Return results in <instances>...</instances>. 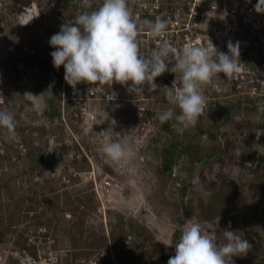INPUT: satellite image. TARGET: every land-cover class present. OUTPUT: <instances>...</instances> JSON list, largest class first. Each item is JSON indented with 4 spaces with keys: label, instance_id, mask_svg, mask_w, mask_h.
<instances>
[{
    "label": "rangeland",
    "instance_id": "374dc122",
    "mask_svg": "<svg viewBox=\"0 0 264 264\" xmlns=\"http://www.w3.org/2000/svg\"><path fill=\"white\" fill-rule=\"evenodd\" d=\"M25 15L37 17L5 25L0 45V89L20 141L13 162L15 141L0 134V264H167L192 217L218 223L217 235L230 223L248 240L251 251L235 264H264V119H256L264 100H223L218 111L208 104L178 133L158 119L172 107L163 88L135 97L104 85L93 100L85 83L74 91L64 67L53 66L55 49H39L61 25L34 8ZM122 136L129 154L115 163L102 147Z\"/></svg>",
    "mask_w": 264,
    "mask_h": 264
},
{
    "label": "clouds",
    "instance_id": "9594fccd",
    "mask_svg": "<svg viewBox=\"0 0 264 264\" xmlns=\"http://www.w3.org/2000/svg\"><path fill=\"white\" fill-rule=\"evenodd\" d=\"M83 2L88 5V0ZM254 10L264 13V0H257ZM35 17L22 13L18 24L27 25ZM169 24V20L161 17L138 21L128 0H103L96 10L81 13L74 24H63L51 36L49 44L55 49L50 53L53 66L64 67V80L74 91L82 83L97 87L120 84L135 97L161 88L155 80L166 71L179 73L180 86L162 87L172 107L161 112L158 119L161 123L174 121L176 131L182 133L202 117L206 108L205 89L223 93L227 89L221 86L222 82L238 78L240 47L238 42H228L225 53L218 51L209 40L207 47L190 46L180 50L164 39ZM143 31L156 41V48L148 54H141L139 47L138 37ZM260 83L264 88V81ZM257 113V121L264 119V104L257 105ZM16 128L14 113L0 110V129L7 140H16ZM123 139L124 136L102 147L106 157L115 163L129 154L127 145L121 142ZM230 227L229 223L217 235L218 223H201L194 217L187 219L175 245V255L167 264H235L233 257H245L252 245L236 231L229 230Z\"/></svg>",
    "mask_w": 264,
    "mask_h": 264
},
{
    "label": "built area",
    "instance_id": "2783aa9c",
    "mask_svg": "<svg viewBox=\"0 0 264 264\" xmlns=\"http://www.w3.org/2000/svg\"><path fill=\"white\" fill-rule=\"evenodd\" d=\"M34 3L35 10L42 17L50 14L62 26L65 23L74 24L78 15L96 10L103 0H88L87 6L84 5L83 0H34ZM256 3L257 0H128V6L138 21L145 19L154 21L157 17L169 20L170 24L164 39L180 50L190 46L207 47L210 40L218 51L227 53L228 42L239 43L238 78L221 84L232 94L228 95L227 90L219 94L210 89L204 92L206 105L209 104L213 111L220 109L223 100L238 99L239 102L264 100V88H261L260 83L264 81V13L255 12ZM13 5L15 6L14 0H0V45L5 34V25L18 24L19 14L11 11ZM27 11L28 7L24 10L25 14ZM49 39L46 37L39 45V49L46 54L52 49L47 43ZM138 41L141 54H148L156 48V41L146 31L141 33ZM15 51V46L11 45L6 52L7 55H14ZM31 52L36 53L37 50L32 49ZM223 78L221 74L222 81ZM174 81H176L175 85H173ZM179 83L180 75L170 71H166L156 81L161 88L170 87L169 85L178 87ZM84 85L83 90H86L88 99L101 98L103 87L86 83ZM5 99L0 89V110H10ZM79 111L81 113H76V118L84 115L86 110L79 109ZM137 117L142 121V130L149 131L151 119L145 114V108L139 109ZM61 119L66 120L64 113ZM0 134H4L2 129ZM1 135L0 147L4 143ZM19 143V140H15L10 146L12 154L9 158L13 162L18 160L16 153L20 149ZM89 264H97V260Z\"/></svg>",
    "mask_w": 264,
    "mask_h": 264
},
{
    "label": "crops",
    "instance_id": "0c3cea01",
    "mask_svg": "<svg viewBox=\"0 0 264 264\" xmlns=\"http://www.w3.org/2000/svg\"><path fill=\"white\" fill-rule=\"evenodd\" d=\"M14 1L16 3H15V6L14 5L12 7L10 6L11 7V11L18 13L19 15H20V13H24L25 14V12H24L25 8L27 9V7H28V10H31V9L34 8V5H35L34 0H23V1H26L27 4L22 3V1L21 2H18L16 0H14Z\"/></svg>",
    "mask_w": 264,
    "mask_h": 264
},
{
    "label": "trees",
    "instance_id": "16d2710c",
    "mask_svg": "<svg viewBox=\"0 0 264 264\" xmlns=\"http://www.w3.org/2000/svg\"><path fill=\"white\" fill-rule=\"evenodd\" d=\"M172 165H173V160H165L164 164L162 165L164 172H171ZM162 255H164L163 251H162Z\"/></svg>",
    "mask_w": 264,
    "mask_h": 264
}]
</instances>
